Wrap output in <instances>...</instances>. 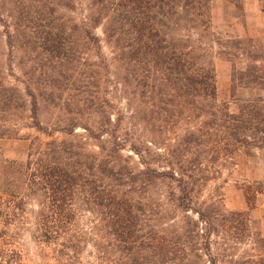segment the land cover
I'll use <instances>...</instances> for the list:
<instances>
[{
  "label": "trees",
  "instance_id": "trees-1",
  "mask_svg": "<svg viewBox=\"0 0 264 264\" xmlns=\"http://www.w3.org/2000/svg\"><path fill=\"white\" fill-rule=\"evenodd\" d=\"M228 1L240 6L238 0ZM76 5V0H0V10L9 12L7 22L0 15V25L13 29L10 46L30 50L45 76L37 86L49 89L53 103L63 100L54 93H77L60 103L66 121L51 131L38 120L37 104L33 111L34 128L49 136L53 131L65 135L41 144L29 156V186L32 194H41L39 223L45 243L62 237L65 241L55 244L77 252L80 240L66 236L75 225L76 202L81 201L99 215L126 264H150L151 250L169 246L145 227V209L163 206L152 191L163 187L171 205L197 212L204 220L191 207L194 194L235 164L242 148L264 149V97L236 101L234 110L219 101L215 62L205 42H218L212 0H91L93 13L81 22L64 14L76 11ZM103 22L127 87L160 104L170 117L175 116L173 108L181 107L203 119L166 155L141 145L121 117L114 119L113 102L101 94L111 82L110 64L94 33ZM232 43L242 46L241 41ZM2 44L0 32V48ZM92 52L97 61L87 64L85 57ZM259 62L255 59L246 74H240L238 86L264 89ZM74 65L75 77L69 75ZM232 82L234 89L235 75ZM11 91L14 88L0 85V93ZM78 127L85 129L86 137L75 133ZM84 138L94 142V149L89 150ZM128 147L140 157L136 166L124 156ZM157 259L169 262V257Z\"/></svg>",
  "mask_w": 264,
  "mask_h": 264
},
{
  "label": "rangeland",
  "instance_id": "rangeland-1",
  "mask_svg": "<svg viewBox=\"0 0 264 264\" xmlns=\"http://www.w3.org/2000/svg\"><path fill=\"white\" fill-rule=\"evenodd\" d=\"M76 2V11H64L66 18L86 21L93 13L91 0ZM238 4L241 20L245 22L243 0H238ZM259 6L263 11L260 33L243 38H224L217 34V43L205 40L206 49L215 62L218 99L230 103L232 110L236 101L264 97L262 87L250 88L256 93H244L241 89L249 87L238 86V77L246 74L255 59L261 60L258 73L264 79V0H260ZM251 9L255 11L253 4ZM0 15L3 21H9L8 9L0 10ZM257 20L260 22L259 14ZM104 31L105 22L94 29L111 72L109 93L101 94L108 95L113 102L114 119L121 117L123 126L141 145L166 155L203 119L191 117L188 110L181 107L172 109L175 115L172 118L161 110L160 104L127 87L123 68L115 60V43ZM0 32L5 42L0 48V85L14 88L13 93H0V264H126L99 215L81 201L76 202L75 225L66 236L80 240L79 250L67 251L55 244L65 241L62 237L55 243H45L39 223L41 194H32L27 163L30 153L41 144L62 140L65 135L53 131L49 136L38 131L34 128L33 111L37 104L38 120L51 131L57 124H64L65 112L60 105L77 93H54V97L62 96L63 100L51 102L49 89L43 90L44 86L40 88L36 84L45 76L36 67L34 55L30 50L10 46L12 28L8 31L2 24ZM9 32L12 33L10 38ZM232 40L241 41L242 46L235 47ZM85 58L87 64L97 61L94 52ZM76 67L73 66L69 75L75 77ZM88 70L86 68L85 73ZM232 75L236 81L234 89ZM27 86H30L29 92ZM59 115H62L60 124ZM89 124L92 125L93 120ZM75 133L87 136L83 127L76 128ZM83 141L88 143L89 150L94 149V142L86 138ZM124 156L131 157L134 166L140 162V157L129 147ZM164 192L163 187L152 191L151 196L163 206L146 208L143 217L148 230L169 242L168 247L150 251L148 255L153 257H149L150 264H264V149L242 148L235 155V164L223 169L203 192L194 194L191 207L200 211L204 220L197 212L171 205ZM159 257H169L165 260L169 262L161 263Z\"/></svg>",
  "mask_w": 264,
  "mask_h": 264
},
{
  "label": "crops",
  "instance_id": "crops-1",
  "mask_svg": "<svg viewBox=\"0 0 264 264\" xmlns=\"http://www.w3.org/2000/svg\"><path fill=\"white\" fill-rule=\"evenodd\" d=\"M260 0H243V9L245 12V22L241 20L237 6L226 0H212V26L213 30L224 38H243L248 34L261 32V21L263 18V11L259 6ZM252 4L255 11H252ZM255 16H252V14ZM260 17L258 22L257 17ZM255 19H254V18ZM244 93H256L255 90L250 88H242ZM259 149V148H257Z\"/></svg>",
  "mask_w": 264,
  "mask_h": 264
}]
</instances>
